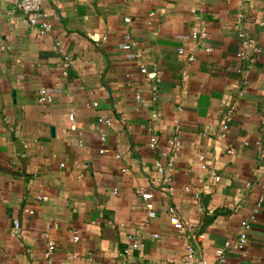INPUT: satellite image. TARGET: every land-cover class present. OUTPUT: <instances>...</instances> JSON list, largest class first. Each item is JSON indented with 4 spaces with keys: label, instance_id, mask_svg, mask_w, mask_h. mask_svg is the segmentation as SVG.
<instances>
[{
    "label": "crops",
    "instance_id": "1",
    "mask_svg": "<svg viewBox=\"0 0 264 264\" xmlns=\"http://www.w3.org/2000/svg\"><path fill=\"white\" fill-rule=\"evenodd\" d=\"M16 2L0 0V264H186L188 243L219 264L251 215L220 264H264V0H42L45 34Z\"/></svg>",
    "mask_w": 264,
    "mask_h": 264
},
{
    "label": "built area",
    "instance_id": "2",
    "mask_svg": "<svg viewBox=\"0 0 264 264\" xmlns=\"http://www.w3.org/2000/svg\"><path fill=\"white\" fill-rule=\"evenodd\" d=\"M41 4H42V0H17L15 5L18 9L23 11V13H24L23 21L25 22V24L27 26H29V27L36 26L38 28L39 34H45L47 32L50 24L46 20L45 16H43L44 18L41 17L43 15L41 12ZM124 19L126 21L130 20L128 17H126ZM192 36L195 38L197 36V33L196 32L192 33ZM124 37H125V43L123 44V48L124 49H130L134 45V41L131 37V34L129 32H126ZM245 43L248 47H254L253 42L250 40L246 41ZM178 53L183 54L184 49L182 47L178 48ZM187 58L189 60H193L194 55L189 54ZM69 62H70L69 57H67V56L64 57L63 66L67 67L69 65ZM140 72L144 73V74L147 73V68L144 65H140ZM157 80H158V78H157ZM50 99L51 98L45 89H39L38 90L37 101L40 104L47 102ZM68 119L70 121V129L72 131H76L77 127H76V123H75L74 114L69 113ZM99 120L109 124L108 119L99 118ZM229 120H230V117L225 116L224 122L222 124L223 130L227 129V125H228ZM102 138H103V136H102ZM156 143H157V137L155 135H151L150 139H149V146L154 147ZM171 143L176 150L179 148L180 141L178 139L172 138ZM228 152L232 153L233 150L228 149ZM155 165L159 171L162 169L161 162L156 161ZM215 180H219V177L216 176ZM138 193L144 199H149L152 196L150 191H145L142 188H140L138 190ZM44 199H45V196H41V195L38 196V200H44ZM168 211H169L170 216H171V223H172L173 227L178 231L184 230L186 228V225H185L182 217L180 216L177 208L176 207H169ZM32 212L33 211H30V213H32ZM255 212H256V210H255ZM154 214H155L154 211H152V210L149 211L150 216H154ZM253 217L254 216L251 215L248 219L242 221V223H241L242 231L235 239L227 240L224 242V244L222 246H219L215 249L214 252H215V255L217 256V262L219 264L223 263L225 261L226 253L228 250L239 251L242 254H244V252H243L244 246H245V244L247 242V238H248L247 232L250 229V221L253 220ZM14 224L18 228L19 223L17 221H15ZM154 236H157V234H154ZM74 239L77 240L78 237L74 236ZM129 240H130V242H129L128 250H130V251L140 250L142 248L143 243H142L141 238L138 235H136V234L130 235ZM49 248L51 249L52 245H50ZM184 259H185L186 264H209L207 259L204 258L203 256H201L198 253L197 249L189 243L185 245Z\"/></svg>",
    "mask_w": 264,
    "mask_h": 264
}]
</instances>
